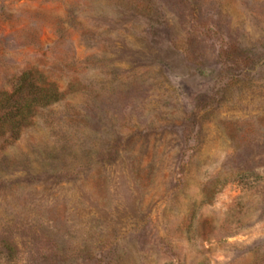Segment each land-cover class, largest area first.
I'll return each mask as SVG.
<instances>
[{"label":"rangeland","instance_id":"obj_1","mask_svg":"<svg viewBox=\"0 0 264 264\" xmlns=\"http://www.w3.org/2000/svg\"><path fill=\"white\" fill-rule=\"evenodd\" d=\"M62 98L0 137V264H264V0H0V91Z\"/></svg>","mask_w":264,"mask_h":264},{"label":"trees","instance_id":"obj_2","mask_svg":"<svg viewBox=\"0 0 264 264\" xmlns=\"http://www.w3.org/2000/svg\"><path fill=\"white\" fill-rule=\"evenodd\" d=\"M62 98L57 85L34 69L24 70L0 91V137L12 143L30 126L35 114Z\"/></svg>","mask_w":264,"mask_h":264}]
</instances>
